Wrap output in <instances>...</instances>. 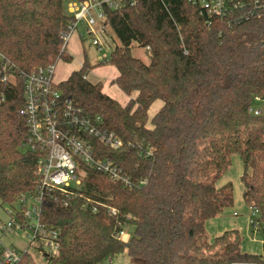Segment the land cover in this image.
Returning <instances> with one entry per match:
<instances>
[{
    "label": "trees",
    "instance_id": "1",
    "mask_svg": "<svg viewBox=\"0 0 264 264\" xmlns=\"http://www.w3.org/2000/svg\"><path fill=\"white\" fill-rule=\"evenodd\" d=\"M70 1L0 0L2 205L35 194L39 156L25 148L20 76L58 60L72 63L60 37L72 20ZM124 1L118 10L104 9L113 34L105 63L131 99L123 105L103 93L101 82L86 79L88 61L59 89L122 139L119 151L105 152L137 184L125 187L87 170L67 208L46 200L43 222L61 234L52 264H103L124 255L134 264H264V243L261 256L247 255L238 231L213 241L206 233L207 221L234 204L232 184L217 182L239 154L243 200L259 210L264 235V113L251 111L257 98L264 102V16L229 26L190 0ZM134 47L148 62L132 54ZM128 225L134 234L125 241L119 233ZM19 264L37 263L27 254Z\"/></svg>",
    "mask_w": 264,
    "mask_h": 264
},
{
    "label": "built area",
    "instance_id": "2",
    "mask_svg": "<svg viewBox=\"0 0 264 264\" xmlns=\"http://www.w3.org/2000/svg\"><path fill=\"white\" fill-rule=\"evenodd\" d=\"M129 1L133 4V0ZM190 1L199 6L202 15L209 19H221L229 26L264 16V0ZM125 4L124 0L70 1L67 10L72 20L67 30L60 35L63 51L67 50L73 34L83 27L84 33L91 37L93 44L101 52L106 44L102 38L110 31L104 9L107 7L118 10ZM0 59L6 60L1 54ZM55 71L56 64H51L20 76L25 83L24 106L20 112L27 127L25 148L39 156L38 183L34 195L21 196V209L13 216L16 220L8 224L10 230L17 225L20 229L28 228L31 231V243L24 250L2 251L0 264H19L27 254L34 257L37 264L38 260L43 264H52L53 258L60 255L61 234L43 222V205L46 200H50L61 208H67L76 190L83 187L87 170L104 175L125 187L137 184L105 152L106 149L119 151L124 145L122 139L105 127L101 116L86 115L71 99L63 95L59 89L60 84L54 81ZM3 80L6 81L7 77L4 76ZM256 102L263 101L257 98ZM251 111L256 115L261 113L254 108ZM105 208L110 214H117L116 209ZM249 209L250 223L255 231H259L260 212L254 207ZM119 237H125L124 230L119 233ZM31 248L36 256L30 252ZM107 261L111 263L112 260Z\"/></svg>",
    "mask_w": 264,
    "mask_h": 264
},
{
    "label": "rangeland",
    "instance_id": "3",
    "mask_svg": "<svg viewBox=\"0 0 264 264\" xmlns=\"http://www.w3.org/2000/svg\"><path fill=\"white\" fill-rule=\"evenodd\" d=\"M67 7V5H66ZM67 11V8L65 9ZM108 38H102L104 42L112 41V32L108 31ZM84 34L82 38L81 35ZM110 36V37H109ZM105 44V48L101 52L98 51L93 44L91 37L84 33L83 27H80L72 36L68 46L67 54L73 59L72 63H66L63 60H58L56 64V71L54 81L56 84H61L66 81L72 72L79 70L81 64L88 61L90 69L87 72V79L92 83L101 82L104 86V93L111 96L122 104H127L128 96H126L115 84L112 82L118 75V71L106 64L105 61L109 59L113 47V43ZM119 44L118 40L116 41ZM132 54L136 57L142 58L148 62V58L142 49L134 47ZM162 102H156L149 110V116L153 117L161 108ZM253 108L260 110L264 113V102H254ZM243 174V162L239 154L231 156V166L229 170L218 180L217 187L221 188L228 183H231L234 190V204L232 207L226 209L222 215L207 221L206 233L210 241L216 237L224 234L225 232L238 231L241 239V252L242 254L261 256L263 254L264 235L262 231H255L252 227L251 212L249 207L244 203L243 191L244 187L241 182ZM31 203V202H30ZM21 206L19 203L9 206L2 205L0 201V251L5 250H24L31 243V231L28 228L20 229L14 226L12 230L8 227L11 221H15L16 211H20ZM236 214V215H235ZM125 241H129L134 234V227L131 225L124 227ZM30 252L36 256L33 248ZM39 264H43L38 260ZM103 264H134L133 261L127 256H119L112 259L111 263L106 261Z\"/></svg>",
    "mask_w": 264,
    "mask_h": 264
},
{
    "label": "crops",
    "instance_id": "4",
    "mask_svg": "<svg viewBox=\"0 0 264 264\" xmlns=\"http://www.w3.org/2000/svg\"><path fill=\"white\" fill-rule=\"evenodd\" d=\"M83 66V64H81V67ZM80 67V68H81ZM103 89H104V86H103ZM103 93H104V91H103ZM111 97V96H110ZM113 98V97H112ZM115 99V98H114ZM131 99V97H128V101ZM117 100V99H116ZM120 102V101H119ZM121 103V102H120ZM128 103V102H127ZM124 105V104H123ZM126 105V104H125Z\"/></svg>",
    "mask_w": 264,
    "mask_h": 264
}]
</instances>
